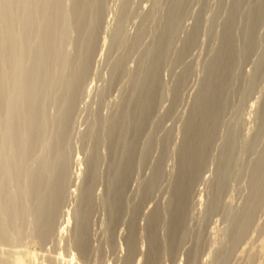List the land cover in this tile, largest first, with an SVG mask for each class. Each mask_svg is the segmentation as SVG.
<instances>
[{
  "label": "rangeland",
  "instance_id": "obj_1",
  "mask_svg": "<svg viewBox=\"0 0 264 264\" xmlns=\"http://www.w3.org/2000/svg\"><path fill=\"white\" fill-rule=\"evenodd\" d=\"M263 164L264 0H0V264H264Z\"/></svg>",
  "mask_w": 264,
  "mask_h": 264
},
{
  "label": "bare ground",
  "instance_id": "obj_2",
  "mask_svg": "<svg viewBox=\"0 0 264 264\" xmlns=\"http://www.w3.org/2000/svg\"><path fill=\"white\" fill-rule=\"evenodd\" d=\"M194 152V151H193ZM193 152H191V153H193ZM191 157V156H190ZM187 160V159H186ZM185 160V161H186ZM189 160V159H188ZM193 160V159H192ZM192 160L190 161V162H188L187 164L186 163H184V165L186 164V166L189 164V163H191L192 164ZM184 161V162H185ZM257 164V163H256ZM193 165V164H192ZM190 166H187L185 169H190L189 168ZM260 167V166H259ZM263 169H264V164H263ZM185 169H183V170H185ZM262 168H260V170H261ZM188 171V170H187ZM262 171V170H261ZM261 171H259V172H261ZM184 172V171H183ZM262 172H264V171H262ZM262 172H261V174H262ZM184 174H186V171L184 172ZM259 174V173H258ZM264 175V174H263ZM262 176V175H261ZM260 176V177H261ZM183 177H185V176H183ZM182 177V178H183ZM187 177V176H186ZM263 177V176H262ZM258 178H259V176H258ZM257 178V179H258ZM184 179V178H183ZM256 180V179H255ZM182 182V181H181ZM179 183L178 185H182V183ZM258 185H260V184H258ZM178 187V186H177ZM181 188H182V186H181ZM180 188V189H181ZM180 191V190H179ZM179 191H178V193H179ZM256 192V191H255ZM264 192V191H263ZM181 193V192H180ZM256 194H257V192H256ZM263 194V193H262ZM179 195V194H178ZM180 197H181V195H180ZM179 199V198H178ZM261 200V199H260ZM255 203V205H256V202H254ZM254 205V206H255ZM262 205V204H261ZM260 205V206H261ZM251 207V206H250ZM256 207V206H255ZM244 209V208H243ZM248 211V210H247ZM264 211V210H263ZM248 213H250V212H248ZM262 213V212H261ZM259 214V213H258ZM257 214V215H258ZM253 215H255V214H253ZM252 217V216H251ZM258 217V216H257ZM245 218V217H244ZM263 218V217H262ZM261 220V219H260ZM259 220V223L261 222ZM258 222V221H257ZM244 223V222H243ZM258 223V224H259ZM250 224V223H249ZM243 226V225H242ZM246 229H248V228H246ZM255 230V229H254ZM237 233V232H236ZM241 233V232H240ZM239 234V233H238ZM240 236V235H239ZM243 237V236H242ZM245 237V236H244ZM248 239V238H247ZM251 241V240H250ZM246 243V242H245ZM244 243V244H245ZM238 244V243H237ZM29 247V246H28ZM248 248V246H247V243H246V246H245V248ZM246 248V249H247ZM28 249V248H27ZM27 249H24V250H21V252L19 251V252H17V258H15V260H14V262H13V264H39L38 262H37V260H38V253L37 252H35L33 249H31V250H27ZM264 250V249H263ZM23 251V252H22ZM57 255H59V257H58V262L55 260V258H54V260H55V262L57 263V264H71V262H73V260H74V257H72V258H70V260H67V259H65L64 257H63V255L60 253H58ZM260 258H261V256H260ZM263 259V258H262ZM139 260V259H138ZM60 261H63V262H60ZM264 261V260H263ZM65 262H67V263H65ZM43 263V262H42ZM41 263V264H42ZM258 264V263H257Z\"/></svg>",
  "mask_w": 264,
  "mask_h": 264
}]
</instances>
